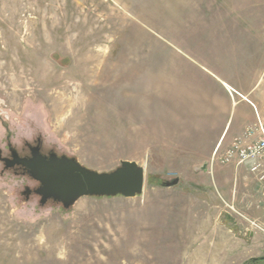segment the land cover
<instances>
[{"label":"rangeland","instance_id":"1","mask_svg":"<svg viewBox=\"0 0 264 264\" xmlns=\"http://www.w3.org/2000/svg\"><path fill=\"white\" fill-rule=\"evenodd\" d=\"M165 3L128 12L112 0H0L2 156L38 141L96 171L128 160L145 174L135 197L63 208L25 195L37 181L0 161V264H264L261 244L231 246L264 228L215 186L221 152L199 157L207 142L188 140L181 47L164 37L181 15Z\"/></svg>","mask_w":264,"mask_h":264},{"label":"crops","instance_id":"2","mask_svg":"<svg viewBox=\"0 0 264 264\" xmlns=\"http://www.w3.org/2000/svg\"><path fill=\"white\" fill-rule=\"evenodd\" d=\"M112 2L128 12L139 6L137 0ZM165 12L181 15L180 26L173 22L175 31L164 37L166 44L181 47L176 61L182 70L181 108L188 140L207 142L198 146L203 148L198 156L222 152L248 127L264 128V0H166ZM257 137L254 130L247 140ZM213 173L222 194L229 191V202L243 206L248 218L264 228V182L235 164L217 166ZM228 179L231 183L224 184ZM256 231L247 229L245 238L236 236L231 246L250 253L249 247L261 244L264 251V235Z\"/></svg>","mask_w":264,"mask_h":264},{"label":"water","instance_id":"3","mask_svg":"<svg viewBox=\"0 0 264 264\" xmlns=\"http://www.w3.org/2000/svg\"><path fill=\"white\" fill-rule=\"evenodd\" d=\"M10 157L0 154V161L8 169L15 164L28 169L31 178L39 183L34 190L40 196V203L48 199L61 203L63 208L73 205L83 196L135 197L142 193L145 182L144 168L135 161L123 160L111 171H96L83 166L74 157L51 154L48 159L32 154V158H19L9 145ZM178 183L175 178L166 181L165 186Z\"/></svg>","mask_w":264,"mask_h":264},{"label":"built area","instance_id":"4","mask_svg":"<svg viewBox=\"0 0 264 264\" xmlns=\"http://www.w3.org/2000/svg\"><path fill=\"white\" fill-rule=\"evenodd\" d=\"M254 130L258 132L255 140L252 137ZM217 151H214L215 155ZM217 161L221 165L235 164L245 166L258 181L264 182V128L258 125L255 129L248 127L242 137H236L220 154Z\"/></svg>","mask_w":264,"mask_h":264},{"label":"flooded vegetation","instance_id":"5","mask_svg":"<svg viewBox=\"0 0 264 264\" xmlns=\"http://www.w3.org/2000/svg\"><path fill=\"white\" fill-rule=\"evenodd\" d=\"M13 148V147H12ZM14 149V148H13ZM25 150L24 151H22V152H18V151H16L15 149V151H16V154H17V156L19 157V158H24V159H30V158H32V154L33 153H35V154H39V155H41V156H43V157H45L46 159H48L49 158V156L51 155V154H56L57 156H62V155H58L57 153H55L54 151H43L42 150V148H41V145H40V143L37 141L36 143H32V144H29V143H27L26 145H25V148H24ZM8 151H9V156H7V157H10L11 158V152H10V150H9V146H8ZM1 153V152H0ZM1 156H2V153H1ZM3 163V162H2ZM9 170H12V171H15V172H21V173H23L24 175H27L29 178H31V176L29 175V173H28V169L26 168V167H24L23 165H20V164H15V165H13L12 167H10V168H8ZM32 179V178H31ZM35 181V180H34ZM36 182V181H35ZM37 183V185H36V187H34L33 189H25V195H28L29 196V194L30 193H35L34 192V190L39 186V183L38 182H36ZM39 198H40V196H39ZM49 200V199H48ZM51 200V199H50ZM53 201V200H52Z\"/></svg>","mask_w":264,"mask_h":264},{"label":"trees","instance_id":"6","mask_svg":"<svg viewBox=\"0 0 264 264\" xmlns=\"http://www.w3.org/2000/svg\"><path fill=\"white\" fill-rule=\"evenodd\" d=\"M263 258V257H262ZM262 258H260V259H262ZM253 260H255V259H253Z\"/></svg>","mask_w":264,"mask_h":264}]
</instances>
